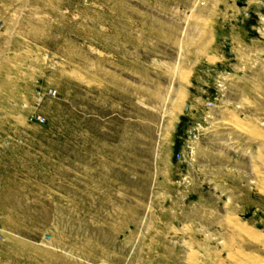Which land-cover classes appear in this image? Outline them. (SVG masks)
<instances>
[{
  "label": "rangeland",
  "instance_id": "rangeland-1",
  "mask_svg": "<svg viewBox=\"0 0 264 264\" xmlns=\"http://www.w3.org/2000/svg\"><path fill=\"white\" fill-rule=\"evenodd\" d=\"M239 254L264 260V0H0V264Z\"/></svg>",
  "mask_w": 264,
  "mask_h": 264
},
{
  "label": "bare ground",
  "instance_id": "bare-ground-1",
  "mask_svg": "<svg viewBox=\"0 0 264 264\" xmlns=\"http://www.w3.org/2000/svg\"><path fill=\"white\" fill-rule=\"evenodd\" d=\"M238 229L240 231L242 230L241 228H238ZM243 230H245V229H243ZM233 260H234L235 264H244L243 261H246L249 264H264V260H257L255 258H253L252 256L240 255V254L235 256V258H233Z\"/></svg>",
  "mask_w": 264,
  "mask_h": 264
}]
</instances>
